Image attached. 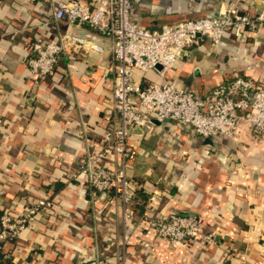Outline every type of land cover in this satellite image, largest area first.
<instances>
[{"label":"crops","instance_id":"obj_1","mask_svg":"<svg viewBox=\"0 0 264 264\" xmlns=\"http://www.w3.org/2000/svg\"><path fill=\"white\" fill-rule=\"evenodd\" d=\"M50 1L0 4V212L52 203L4 247L11 264H264V135L245 126L236 140L171 135L163 123L133 129L126 172L137 188L126 222L114 190L103 196L71 180L87 147L98 149L117 122L114 61L108 38L55 22ZM229 3L244 14L264 10V0H133L132 18L155 30L214 16ZM66 30L95 37L103 52L69 48L51 75L37 78L26 64L30 45ZM236 75L264 82V24L241 40L227 35L219 47H191L166 77L206 93ZM134 79L161 83L153 71L136 70ZM169 211L196 216L213 243L157 239L143 218Z\"/></svg>","mask_w":264,"mask_h":264},{"label":"built area","instance_id":"obj_2","mask_svg":"<svg viewBox=\"0 0 264 264\" xmlns=\"http://www.w3.org/2000/svg\"><path fill=\"white\" fill-rule=\"evenodd\" d=\"M49 7L55 22L65 20L69 27L86 28L110 40L117 122L103 135L98 149L87 147L71 180L103 196L114 190L123 221L133 217L130 205L137 188L126 172L132 155L128 136L133 129L149 126L155 120L166 124L171 135L178 130H190L202 138L220 136L236 140L242 126L264 135V82L236 75L206 93H199L179 87L166 77L189 56L191 47L205 40L219 47L227 35L241 40L257 32L264 24V10L249 15L241 13L240 6L229 3L214 16L153 30L133 20V0H51ZM74 47L99 53L104 50L95 37L59 31L53 41L35 40L26 64L37 78L47 77L56 69L59 58ZM136 70L155 72L161 83L136 81ZM51 207L49 200L38 199L17 212H0V250L14 243L22 231L33 225L39 213ZM143 222L157 239L175 246L196 241L209 245L214 240L212 234L203 233L200 220L194 215L169 211L158 217L146 216ZM127 241L128 235L123 233V245Z\"/></svg>","mask_w":264,"mask_h":264},{"label":"trees","instance_id":"obj_3","mask_svg":"<svg viewBox=\"0 0 264 264\" xmlns=\"http://www.w3.org/2000/svg\"><path fill=\"white\" fill-rule=\"evenodd\" d=\"M59 186L62 185V183L58 184ZM4 247L0 250V264H11L10 257L5 259L4 256L8 255V253L3 252Z\"/></svg>","mask_w":264,"mask_h":264},{"label":"water","instance_id":"obj_4","mask_svg":"<svg viewBox=\"0 0 264 264\" xmlns=\"http://www.w3.org/2000/svg\"><path fill=\"white\" fill-rule=\"evenodd\" d=\"M151 123L158 124V122L155 121V120H151ZM204 143H205V144H210L209 139H205V142H204Z\"/></svg>","mask_w":264,"mask_h":264}]
</instances>
